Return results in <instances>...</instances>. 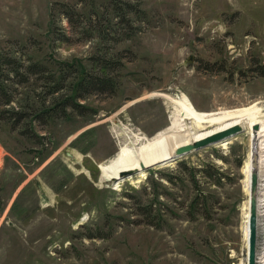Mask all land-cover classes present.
Instances as JSON below:
<instances>
[{"label": "rangeland", "instance_id": "rangeland-1", "mask_svg": "<svg viewBox=\"0 0 264 264\" xmlns=\"http://www.w3.org/2000/svg\"><path fill=\"white\" fill-rule=\"evenodd\" d=\"M114 1L0 0V56L30 57L47 74L72 64L67 80L116 81L113 93L78 99L83 113L68 107L44 120L73 91L9 78L15 98L0 110L22 113L16 121L0 111V264H247L246 126L173 161L119 171L154 157L151 140L170 125V102L154 94H185L205 112L264 100L255 69L264 67V0H117L121 10ZM204 164L210 176L197 170ZM259 179L264 264V168Z\"/></svg>", "mask_w": 264, "mask_h": 264}, {"label": "bare ground", "instance_id": "bare-ground-1", "mask_svg": "<svg viewBox=\"0 0 264 264\" xmlns=\"http://www.w3.org/2000/svg\"><path fill=\"white\" fill-rule=\"evenodd\" d=\"M154 95L163 96L170 102L169 112L171 119L169 127L152 138L151 141L155 142V146L149 150L154 149V157L148 158L146 164L168 157L175 153L176 149L190 146L195 140L203 138L217 130L234 124H241L246 126L249 135L254 137V140L252 138L250 172L255 169L256 165L259 179L261 170L264 168V103H261L264 100H256L248 106L236 109L205 112L198 110L191 99L185 94L172 96L157 93ZM254 158H256V164L253 163ZM259 183L261 184V182ZM255 196L258 198L257 206L259 209L260 196L258 195L257 197L256 194ZM246 235L248 238V229ZM261 260L264 263V256L261 257Z\"/></svg>", "mask_w": 264, "mask_h": 264}, {"label": "trees", "instance_id": "trees-1", "mask_svg": "<svg viewBox=\"0 0 264 264\" xmlns=\"http://www.w3.org/2000/svg\"><path fill=\"white\" fill-rule=\"evenodd\" d=\"M112 4L116 10H121L122 2L115 0ZM125 13L117 11L116 15L119 16V21H126L128 23L129 19ZM67 19L70 23H72L73 18L71 15H68ZM72 25L74 26V23H72ZM64 37L65 38L63 39H68V37ZM26 59L28 62L25 63L10 54H4L0 56V105L9 104L15 98L13 92L14 88L10 86L11 83L9 81L11 76V81H13V76H15L17 78V83L26 81L31 75L44 77L46 79L45 81H48L51 84L48 86L49 93H53L55 95L58 94L66 85L68 89L73 91V94L57 96L54 100V104L44 110L46 114H38V116L44 120L46 117L51 115L62 116L66 114L68 107L77 110L79 113H83V111L80 109L82 105L78 102V99H83L86 95L94 92L113 93L116 88V81L113 76L109 74L86 72L84 74L78 75V77H76L74 80H67L66 75H70L73 71H75V68L72 66V64L66 67V72L56 75V73H45V71H47V67L43 63L32 60L30 57H26ZM99 61L100 65L103 66H108L109 64L107 60ZM255 69L257 70L258 74L264 76L263 64L257 65V68ZM4 110L8 113L9 117H13L16 119V121L21 119V111L10 108H3L0 111L3 112ZM178 163L179 165H182L183 168H188L186 162L183 160H179ZM208 167V164H204L200 167H197V170L200 173H203V175L210 176L211 173L207 169ZM170 179L171 178H169V180ZM190 179L195 181L193 176H191ZM90 235L93 236L98 234H89V236Z\"/></svg>", "mask_w": 264, "mask_h": 264}, {"label": "water", "instance_id": "water-1", "mask_svg": "<svg viewBox=\"0 0 264 264\" xmlns=\"http://www.w3.org/2000/svg\"><path fill=\"white\" fill-rule=\"evenodd\" d=\"M256 127V126H255ZM243 130V126L241 124H234L227 128L217 130L203 138H199L195 140L190 146L183 147L181 149H176L175 153L169 155L168 157L154 160L151 163L145 164L141 163L139 168L136 169H122L119 171L120 176H124L127 174L134 173L145 167L157 164V163H165L167 161H173L180 157L181 155L191 151L192 149H196L207 144L218 142L222 140H227L233 134ZM253 163L256 164V158H254ZM257 166L255 165V169L252 170L249 174V189L251 192V196L249 198V215L247 218V228H248V238H247V252H246V260L247 264H256V219H257V198L255 196V192L257 190V181H258V173Z\"/></svg>", "mask_w": 264, "mask_h": 264}]
</instances>
